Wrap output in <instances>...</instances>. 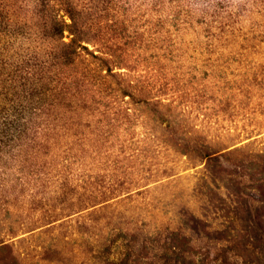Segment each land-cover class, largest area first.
Listing matches in <instances>:
<instances>
[{
	"label": "rangeland",
	"instance_id": "obj_1",
	"mask_svg": "<svg viewBox=\"0 0 264 264\" xmlns=\"http://www.w3.org/2000/svg\"><path fill=\"white\" fill-rule=\"evenodd\" d=\"M83 2L118 21L135 97L93 123L100 144L82 124L54 137L69 173L0 163V264H264V10L214 38L149 0Z\"/></svg>",
	"mask_w": 264,
	"mask_h": 264
},
{
	"label": "trees",
	"instance_id": "obj_2",
	"mask_svg": "<svg viewBox=\"0 0 264 264\" xmlns=\"http://www.w3.org/2000/svg\"><path fill=\"white\" fill-rule=\"evenodd\" d=\"M116 2L120 6L127 0ZM233 2L149 0L159 16L164 8L171 11L172 26L200 20L214 38L235 35L247 3L264 10V0H237L230 7ZM193 4L201 7L199 17L192 15ZM98 9L95 2L83 0H0V163L28 157L37 168L69 173L66 156L46 151L56 145L54 137L66 139L71 125L82 124L92 134L79 136V142L100 144L102 134L93 123L115 118L119 101L135 97V85L114 70L129 65L118 44V21L99 16ZM153 102L164 104L159 98ZM65 178L61 184L67 183ZM108 191L91 190L81 201L95 202Z\"/></svg>",
	"mask_w": 264,
	"mask_h": 264
}]
</instances>
